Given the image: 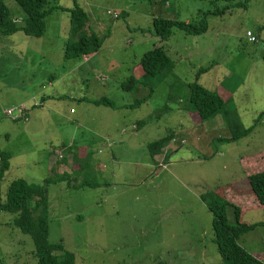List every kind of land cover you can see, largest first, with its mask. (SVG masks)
Wrapping results in <instances>:
<instances>
[{
  "label": "rangeland",
  "instance_id": "374dc122",
  "mask_svg": "<svg viewBox=\"0 0 264 264\" xmlns=\"http://www.w3.org/2000/svg\"><path fill=\"white\" fill-rule=\"evenodd\" d=\"M1 1L15 12L12 0ZM242 1L47 0V8L78 6L87 15V35L101 39L96 53L83 56L87 64L80 69L82 57L63 58L68 14L60 9L45 19L40 39L21 33L0 37V150L11 155L0 197L12 180L40 184L50 178L48 242L61 243L74 264H222L212 243V215L200 201L216 186H224L223 199L245 212L241 222L262 224L237 244L264 264V209L247 193L245 180L264 171V29L258 31L264 0H249L246 9L232 5ZM107 11H122L124 17L113 20ZM156 18L203 20L207 31L199 36L174 31L161 44L173 62L171 77L147 78L123 91L120 85L133 65L159 45L152 33ZM247 30L257 42L247 40ZM200 68L209 70L196 83L220 96L244 128L255 125L247 136L226 143L230 134L220 114L192 123L186 86ZM59 74L68 94L54 102L68 104L69 121L38 119L39 108L29 123L6 117L5 108L32 95L25 91L48 75L54 84ZM100 98L111 101L113 111L92 104ZM136 122L141 125L134 131ZM165 135L171 140L151 157L146 145ZM59 142L62 151L71 143L72 154L83 151L80 169H67L65 180L44 164L46 146ZM226 218L233 223L228 209ZM14 219L0 212V264H36L32 242L13 226Z\"/></svg>",
  "mask_w": 264,
  "mask_h": 264
},
{
  "label": "trees",
  "instance_id": "16d2710c",
  "mask_svg": "<svg viewBox=\"0 0 264 264\" xmlns=\"http://www.w3.org/2000/svg\"><path fill=\"white\" fill-rule=\"evenodd\" d=\"M16 10L11 12L0 0V37H9L15 33H21L26 38L40 39L45 33V19L53 10L60 8H47V0H12ZM226 2H235V0H219ZM249 0H243L232 4L237 8L246 9ZM68 14L67 40L64 43V60L78 59L83 56L94 54L101 45V39L87 35L84 28L87 25V15L78 6L71 10L60 9ZM220 12H212V15H221ZM124 14L113 19L123 18ZM264 29V25L258 27V31ZM174 31H179L183 35L199 36L207 31L205 21H199L196 24L181 23L175 20L153 19L152 33L157 38L159 45L153 47L150 51L142 54L136 64L133 65L130 75L121 83L120 88L123 91H132L147 78L171 77L173 62L163 50L161 44L168 41ZM105 37V36H104ZM103 37V38H104ZM209 68H200L194 74V81L187 84L188 96L185 100L189 109V117L193 124H199L217 114L226 119V128L229 131L230 138L225 140L231 143L239 138L247 136L255 127L244 128L238 118L229 113L225 107V102L216 93L208 91L196 83L197 78L207 73ZM152 93V90H149ZM148 97V96H147ZM172 98H170L171 100ZM145 99L136 100L129 106L134 108L144 102ZM94 106H102L114 109L111 101L106 98H100L92 101ZM26 113V108H25ZM229 117H228V115ZM136 130L140 123L136 122ZM171 135H165L157 141L146 145V150L152 157L165 148L171 140ZM64 148V146H63ZM64 154L70 156V164L65 167V159L61 156L60 165L64 171L59 175L58 180L67 179V169L78 171L80 168L77 162L82 150L71 153V147H65ZM11 155L8 152L0 150V183L3 181V174L9 169ZM246 183L247 193L257 203V208L264 209V171L247 175ZM54 183L52 180L44 179L40 184H29L22 179L12 180L4 188L2 197H0V212L15 216L13 226L23 235L29 236L33 246V257L36 264H74L73 254L64 250L61 243L50 244L48 242V209L46 187ZM91 187V184H84ZM224 186H216L214 190L207 191L200 195V201L205 205L208 212L212 215L211 234L212 243L215 245L217 255L222 264H262L253 256L245 252L237 244L240 236L252 231L255 227L262 224H247L241 222L244 211H240L235 206L228 203L222 197ZM236 191V189H234ZM238 193L237 191L234 192ZM240 194V193H239ZM226 209L231 211L232 221L230 224L226 218Z\"/></svg>",
  "mask_w": 264,
  "mask_h": 264
},
{
  "label": "crops",
  "instance_id": "0c3cea01",
  "mask_svg": "<svg viewBox=\"0 0 264 264\" xmlns=\"http://www.w3.org/2000/svg\"><path fill=\"white\" fill-rule=\"evenodd\" d=\"M119 12L121 13L122 11H119ZM82 59H83V61H82L83 63L78 66V69H80L83 65L87 64V62H86L87 58L86 57H82ZM54 78L56 80L54 84H53V82H51L52 78L48 75L47 78H43L41 80V82L38 83L35 86V89H33V91H25L23 93V94L26 95L27 93L32 92L31 93L32 95H30V96H28V94L26 96L24 95L25 96L24 98H26V99L25 100L21 99V101L19 102V105H23L26 108V115L28 117V120H27L26 123H29V118H30V115H31V112L33 111V109H38V108L40 110L38 119H42L43 118V120H44V118H45L46 120H49V118L51 116H53L54 119L56 121H58V122H63V121H66V120L69 121L68 120L69 116H68L67 113H70L71 110L68 108V106H67L68 104L60 102L57 105V103H56L57 102L56 100L60 101V100L64 99L65 95L68 94V93L64 92L62 90L61 86H60L61 75L59 74L57 77H56V75H54ZM17 85L22 87L21 86L22 82H20ZM51 89H52V91H51ZM48 93H49V95L45 96V94H48ZM73 97H76V96H74L70 92L68 100L73 101L74 100ZM54 101H56V102H54ZM79 102H83V101L80 100ZM84 105H86V104H84ZM105 108H107V107H105ZM107 110H109V111L112 110L113 111V109H110V108H107ZM70 120L73 121V119H71V118H70ZM133 126L136 127V124H134ZM134 131H136V129ZM106 138H108V137H106ZM104 142H106V141H104ZM69 146L70 147L73 146V143H71ZM62 148H63V145H62L61 142H59L58 144H55L54 147H51L50 144H48L46 146L45 155H44V159H45L44 164L46 166V170L47 171L51 170L50 172H52V170H54L56 168V173H58L60 175V173H62L63 170H64V167H62V165H60V161L62 159L60 160V159L57 158V156L54 153H50L49 149H53V150L56 149L58 152H60L62 157H64V159H65L66 166L67 167L69 166V164H70V156L64 154V152L66 150L62 151ZM155 160L157 161V159H155Z\"/></svg>",
  "mask_w": 264,
  "mask_h": 264
},
{
  "label": "built area",
  "instance_id": "2783aa9c",
  "mask_svg": "<svg viewBox=\"0 0 264 264\" xmlns=\"http://www.w3.org/2000/svg\"><path fill=\"white\" fill-rule=\"evenodd\" d=\"M106 14L110 15L111 19H115L119 15V11H113L112 13L107 11ZM245 36L250 43L257 42V38L250 31H245ZM4 114L6 115V117H9V118L21 119V122L27 121V117L25 114V107L23 105L5 108ZM49 151L50 153L56 154L58 159H60L62 156L60 152L55 151L53 149Z\"/></svg>",
  "mask_w": 264,
  "mask_h": 264
}]
</instances>
